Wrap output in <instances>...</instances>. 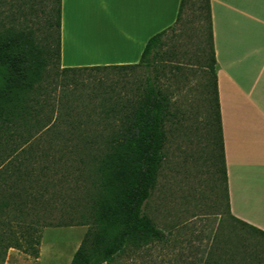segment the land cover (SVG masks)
<instances>
[{
  "label": "trees",
  "instance_id": "1",
  "mask_svg": "<svg viewBox=\"0 0 264 264\" xmlns=\"http://www.w3.org/2000/svg\"><path fill=\"white\" fill-rule=\"evenodd\" d=\"M198 1L209 74L206 152L225 199L209 259L198 264H264V231L230 213L212 12L210 0ZM190 2L181 0L175 24ZM32 8L44 14L43 38L33 28L0 32V260L11 246L24 245L18 235L38 245L45 227L88 225L70 264H113L129 247L167 242L147 207L165 158V123L173 104L156 63L175 24L149 38L138 63L64 68L67 74L144 67L149 75L130 96L102 102V114L84 120L79 109L68 107L66 115L54 117L47 105L56 80L52 67L61 68L62 0H36ZM51 148L60 155L47 156Z\"/></svg>",
  "mask_w": 264,
  "mask_h": 264
},
{
  "label": "rangeland",
  "instance_id": "2",
  "mask_svg": "<svg viewBox=\"0 0 264 264\" xmlns=\"http://www.w3.org/2000/svg\"><path fill=\"white\" fill-rule=\"evenodd\" d=\"M35 1L0 0V32L33 28L37 36L43 38L44 14L34 11L32 4ZM198 4V0H191L184 8L182 20L168 32L155 71L173 104L165 123V158L147 213L165 230L169 239L140 250L129 247L113 264L205 262L209 259L212 237L222 217L220 214L225 212L223 184L220 181L216 187L217 174L206 152L205 84L209 74L203 62V24L198 19ZM83 43H77L73 50L81 58L109 53L104 49L87 50ZM95 52L96 55H92ZM51 73L56 80L49 88L51 101L47 106L53 110V116L66 115L68 107H76L84 120L88 115L95 117L104 113L102 102L107 100L110 104L109 97L130 96V90L149 75L144 67L133 71L104 68L64 74V68L55 64ZM57 121L61 128L66 127L64 122ZM44 135L45 132L41 136ZM59 155L51 148L47 156ZM87 229L88 225L45 227L38 236V245L36 241L27 242L24 235H18L24 245L11 246L0 264H70ZM35 245L37 256L32 253Z\"/></svg>",
  "mask_w": 264,
  "mask_h": 264
},
{
  "label": "crops",
  "instance_id": "3",
  "mask_svg": "<svg viewBox=\"0 0 264 264\" xmlns=\"http://www.w3.org/2000/svg\"><path fill=\"white\" fill-rule=\"evenodd\" d=\"M180 4L62 0L61 66L138 63L149 38L175 24ZM210 6L230 213L264 231V0H210ZM75 41L109 53L81 58Z\"/></svg>",
  "mask_w": 264,
  "mask_h": 264
},
{
  "label": "bare ground",
  "instance_id": "4",
  "mask_svg": "<svg viewBox=\"0 0 264 264\" xmlns=\"http://www.w3.org/2000/svg\"><path fill=\"white\" fill-rule=\"evenodd\" d=\"M58 252V251H57ZM59 253V252H58ZM62 254V253H61Z\"/></svg>",
  "mask_w": 264,
  "mask_h": 264
}]
</instances>
